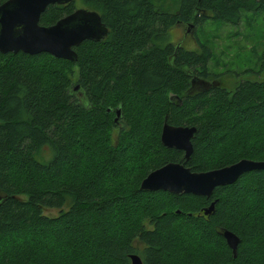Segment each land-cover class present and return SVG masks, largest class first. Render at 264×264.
<instances>
[{"label": "trees", "instance_id": "1", "mask_svg": "<svg viewBox=\"0 0 264 264\" xmlns=\"http://www.w3.org/2000/svg\"><path fill=\"white\" fill-rule=\"evenodd\" d=\"M75 1L50 5L40 23ZM81 2L109 34L76 47L77 60L0 52V264H132L134 253L143 264H264V169L210 197L141 189L170 161L192 171L264 161V53L258 76L228 89L206 80L207 44L195 35L199 51L188 50L169 34L187 24L195 34L206 19L238 24L264 0ZM165 115L196 127L188 160L161 144ZM223 229L240 238L236 257Z\"/></svg>", "mask_w": 264, "mask_h": 264}, {"label": "water", "instance_id": "2", "mask_svg": "<svg viewBox=\"0 0 264 264\" xmlns=\"http://www.w3.org/2000/svg\"><path fill=\"white\" fill-rule=\"evenodd\" d=\"M72 1L75 0L4 1L0 4V52H24L30 55L50 53L54 57L77 60L75 48L87 40L102 41L108 36L109 27L97 10L87 7H77L52 25L40 23L42 14L50 5ZM184 27L193 32L192 24ZM191 83H194V79ZM75 91L81 98L85 97L79 85H76ZM116 113L115 120L120 123L121 109ZM166 119L165 115L160 133L161 144L183 151L185 160H188L193 152L192 138L196 127L171 125ZM261 169H264V161L251 159H240L230 165L207 171H192L183 163L170 161L151 171L143 179L141 189L210 197L216 187L235 182L245 172ZM1 199L0 197V201ZM216 202L217 199L212 200L203 213H212ZM221 234L233 257H236L240 238L227 229H223ZM131 260L132 264H143L142 258L136 253L131 255Z\"/></svg>", "mask_w": 264, "mask_h": 264}, {"label": "rangeland", "instance_id": "3", "mask_svg": "<svg viewBox=\"0 0 264 264\" xmlns=\"http://www.w3.org/2000/svg\"><path fill=\"white\" fill-rule=\"evenodd\" d=\"M75 2L77 7H83L81 0ZM169 34L172 43L188 50L199 51L195 35L201 43L210 47L212 56L208 61V71L215 76L206 78L209 83L218 81L220 85L232 89L238 80L258 76L264 53V10L258 15L245 14L238 24L206 19L196 26L195 34L183 26L172 28ZM21 198L26 199L27 196ZM60 211V208L44 209L49 216H58Z\"/></svg>", "mask_w": 264, "mask_h": 264}, {"label": "flooded vegetation", "instance_id": "4", "mask_svg": "<svg viewBox=\"0 0 264 264\" xmlns=\"http://www.w3.org/2000/svg\"><path fill=\"white\" fill-rule=\"evenodd\" d=\"M201 86L205 87L207 84H205L203 81H196L192 84L193 89H198ZM118 126H121V123H118Z\"/></svg>", "mask_w": 264, "mask_h": 264}]
</instances>
